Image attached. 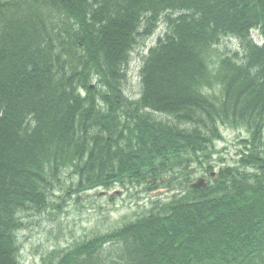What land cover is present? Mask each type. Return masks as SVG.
Listing matches in <instances>:
<instances>
[{
    "label": "trees",
    "instance_id": "obj_1",
    "mask_svg": "<svg viewBox=\"0 0 264 264\" xmlns=\"http://www.w3.org/2000/svg\"><path fill=\"white\" fill-rule=\"evenodd\" d=\"M220 128L248 138L191 189ZM65 169L78 194L184 190L42 264H264V0H0V264H20L21 215Z\"/></svg>",
    "mask_w": 264,
    "mask_h": 264
},
{
    "label": "rangeland",
    "instance_id": "obj_2",
    "mask_svg": "<svg viewBox=\"0 0 264 264\" xmlns=\"http://www.w3.org/2000/svg\"><path fill=\"white\" fill-rule=\"evenodd\" d=\"M162 29L160 26L154 36L145 41L143 47L132 52L126 83L127 94L131 95L140 90L137 77L138 56L146 53L155 44ZM252 37L256 42L259 41L256 32H252ZM224 46L232 50L236 45L234 40H225L219 50H224ZM223 137L224 140L216 148L222 150L221 156L226 162L232 163L240 149L239 142L247 137V133L224 129ZM214 162L216 159H213ZM217 164L218 162L214 166ZM70 183L71 177L67 171H63L59 182H52L50 205L40 213L33 210L22 216L23 226L18 233L22 264H41V258L47 254L62 251L77 241L112 230L123 221L142 214L154 199L167 200L173 194L162 191L159 197L154 198L142 186L128 191L115 186L74 194L69 191Z\"/></svg>",
    "mask_w": 264,
    "mask_h": 264
},
{
    "label": "water",
    "instance_id": "obj_3",
    "mask_svg": "<svg viewBox=\"0 0 264 264\" xmlns=\"http://www.w3.org/2000/svg\"><path fill=\"white\" fill-rule=\"evenodd\" d=\"M194 186H196V187H201V181L198 180V181L194 184Z\"/></svg>",
    "mask_w": 264,
    "mask_h": 264
}]
</instances>
